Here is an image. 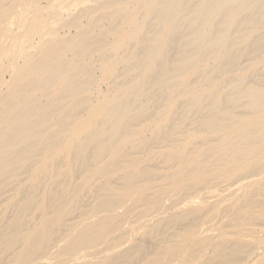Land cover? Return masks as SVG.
Here are the masks:
<instances>
[{
  "label": "bare ground",
  "instance_id": "6f19581e",
  "mask_svg": "<svg viewBox=\"0 0 264 264\" xmlns=\"http://www.w3.org/2000/svg\"><path fill=\"white\" fill-rule=\"evenodd\" d=\"M0 264H264V0H0Z\"/></svg>",
  "mask_w": 264,
  "mask_h": 264
}]
</instances>
